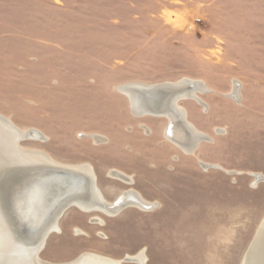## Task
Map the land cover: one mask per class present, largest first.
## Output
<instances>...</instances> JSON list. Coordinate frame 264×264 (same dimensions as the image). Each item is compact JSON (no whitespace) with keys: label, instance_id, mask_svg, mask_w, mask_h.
I'll list each match as a JSON object with an SVG mask.
<instances>
[{"label":"rangeland","instance_id":"1","mask_svg":"<svg viewBox=\"0 0 264 264\" xmlns=\"http://www.w3.org/2000/svg\"><path fill=\"white\" fill-rule=\"evenodd\" d=\"M182 80L207 89L176 102L206 136L186 155L165 116L134 115L116 89ZM0 115L44 136L21 149L90 165L107 202L133 191L156 204L68 208L41 260L241 264L264 218V0H0Z\"/></svg>","mask_w":264,"mask_h":264},{"label":"bare ground","instance_id":"2","mask_svg":"<svg viewBox=\"0 0 264 264\" xmlns=\"http://www.w3.org/2000/svg\"><path fill=\"white\" fill-rule=\"evenodd\" d=\"M116 89L128 98L134 115L149 113L148 107L152 106L155 109L150 112L152 116H165L166 141L185 155L191 154L192 146L206 138L184 120V109L176 103L179 99L198 102L194 94L207 92L201 81L182 80L153 86L125 84ZM237 94L235 88L229 96L238 101ZM178 121L182 122L179 126ZM172 135L183 138L175 141ZM33 138L41 140L44 136L34 130L21 131L0 115V264H54L41 260L39 253L48 236L60 231L58 221L67 207L86 213L100 212L108 217L127 207L145 211L156 208L155 203L147 202L133 191L121 193L112 203L107 202L94 183L95 174L90 165L61 164L45 153L21 149L19 143L22 140ZM254 176L256 181L263 178L261 174ZM110 177L126 185L133 183L131 177L118 171L111 172ZM98 221L103 224L101 219ZM125 261L146 264V255L140 251ZM121 263L97 254L83 253L71 262L60 264ZM241 264H264V218Z\"/></svg>","mask_w":264,"mask_h":264},{"label":"flooded vegetation","instance_id":"3","mask_svg":"<svg viewBox=\"0 0 264 264\" xmlns=\"http://www.w3.org/2000/svg\"><path fill=\"white\" fill-rule=\"evenodd\" d=\"M173 132H174V130H173ZM174 138V139H173ZM183 138V136L182 137H180V136H178V137H173V135H172V139L173 140H175V141H178L177 139H182ZM99 141H103V140H99Z\"/></svg>","mask_w":264,"mask_h":264},{"label":"water","instance_id":"4","mask_svg":"<svg viewBox=\"0 0 264 264\" xmlns=\"http://www.w3.org/2000/svg\"><path fill=\"white\" fill-rule=\"evenodd\" d=\"M68 208H69V207L65 208V210H63V212L66 211ZM63 212H62V214H63Z\"/></svg>","mask_w":264,"mask_h":264}]
</instances>
